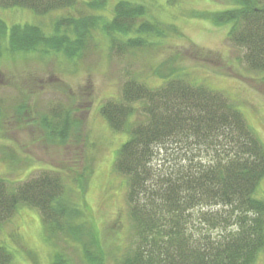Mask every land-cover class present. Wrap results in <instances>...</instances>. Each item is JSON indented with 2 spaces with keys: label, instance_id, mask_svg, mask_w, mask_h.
Segmentation results:
<instances>
[{
  "label": "trees",
  "instance_id": "1",
  "mask_svg": "<svg viewBox=\"0 0 264 264\" xmlns=\"http://www.w3.org/2000/svg\"><path fill=\"white\" fill-rule=\"evenodd\" d=\"M230 1L233 7L208 12L207 18L214 24L230 25L228 40L243 50L246 66L264 74V4L259 0ZM117 2L113 25L104 23L101 33L110 46H142L146 40L142 36L150 37L152 28L149 18L144 19L145 7L128 0ZM83 3L0 0V8H25L40 15L65 10L64 20L71 21L63 25L57 20L54 28L67 38V30L76 35L75 27L85 22L84 37L59 43H52L51 38L58 36L57 32L45 35L36 25H13L8 49L13 53L63 51L67 58L79 59L98 25L93 16L84 21L71 16ZM84 4L89 8L102 5L97 0ZM0 30H5L3 24ZM24 41L27 46L22 47ZM46 108L44 129L54 141H63L70 128L68 110ZM100 114L112 130L128 135L117 151L114 167L127 179L126 202L134 242L120 264H253L264 247V201L255 197L264 177V146L236 108L221 94L183 78L170 76L161 86L150 87L127 76L120 98L103 103ZM181 144L187 149L182 154L185 161L199 163H188L152 179V157ZM202 156L208 157L206 163L199 161ZM81 173L70 176L40 169L9 187L0 177V225L21 205L36 209L48 246L54 248L59 240L71 243L85 263L101 264L106 255L90 207L84 203L92 171L84 168ZM212 206L221 211H211ZM62 253L55 250L51 264H67ZM12 259L13 253L0 245V264H11Z\"/></svg>",
  "mask_w": 264,
  "mask_h": 264
},
{
  "label": "rangeland",
  "instance_id": "2",
  "mask_svg": "<svg viewBox=\"0 0 264 264\" xmlns=\"http://www.w3.org/2000/svg\"><path fill=\"white\" fill-rule=\"evenodd\" d=\"M97 1L100 7L91 4L89 8L83 3L71 15L82 21L93 16L98 21L77 60L67 58L62 50L45 54L39 49L15 53L8 49L13 25H36L45 35H52L57 32V20L63 25L71 21L64 20L65 10L40 15L25 8H0V27L3 24L5 28L0 30V177L9 187L40 169L70 176L82 174L84 168L91 170L84 203L90 207L106 255L101 264H120L134 242L126 202L127 179L114 167L117 151L128 135L108 126L100 114L102 104L120 98L127 76L150 87L161 86L170 76L183 78L221 94L264 146V74L246 66L243 50L228 40L230 25L214 24L207 18L208 12L233 7L230 0H128L143 5L147 12L144 19L149 18L152 24L150 37L142 36L145 43L138 47L130 43V48L110 46L100 31L104 23L112 24L120 0ZM75 30L76 35L67 30L69 35L73 33L68 38L58 31V36H51L52 43L81 39L85 22ZM81 48L85 49L84 45ZM49 106L69 112L70 128L63 141H54L43 127L42 116ZM186 151L181 144L157 153L150 161L149 176L157 179L187 165L182 155ZM207 158L202 156L199 161L206 163ZM197 161L191 160L189 166ZM255 197L264 201V177ZM212 210L221 208L212 206ZM0 245L13 253L11 264H51L55 250L63 252L67 264H87L71 243L59 240L54 248L48 246L38 211L25 205L0 225ZM253 264H264V247Z\"/></svg>",
  "mask_w": 264,
  "mask_h": 264
}]
</instances>
